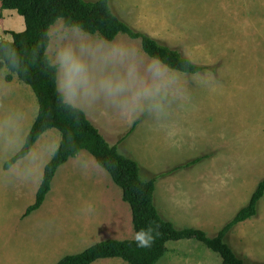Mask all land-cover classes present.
<instances>
[{"label":"rangeland","instance_id":"1","mask_svg":"<svg viewBox=\"0 0 264 264\" xmlns=\"http://www.w3.org/2000/svg\"><path fill=\"white\" fill-rule=\"evenodd\" d=\"M111 7L134 29L207 69L188 74L165 65L171 83L164 111L158 113L148 100L133 102L139 88L154 83L148 71L153 58L139 39L122 33L107 41L60 19L50 30L48 49L52 63L59 65V88L64 93L62 56L70 53L83 73L75 98L67 101L82 108L111 145L123 153L129 149L145 180L214 150L195 166L159 177L155 191L159 210L160 203L174 208L177 220H169L177 227L202 224L214 237L264 179V0H111ZM2 11L8 30L26 29L17 10ZM1 35L13 39L8 31ZM8 73L0 68V264H58L103 238L135 239L123 190L87 150L60 166L44 204L25 216L62 135L48 130L28 156L4 168L24 146L39 110L32 87L17 75L7 81ZM107 81H123L125 90L112 93L104 87ZM79 162L87 164L85 173L64 171ZM96 169L104 174L101 181ZM103 219L107 234L82 241L85 231ZM226 241L248 264H264V198L258 214L238 224ZM167 246L157 264H222L221 256L197 239ZM108 261L129 264L121 258Z\"/></svg>","mask_w":264,"mask_h":264},{"label":"trees","instance_id":"2","mask_svg":"<svg viewBox=\"0 0 264 264\" xmlns=\"http://www.w3.org/2000/svg\"><path fill=\"white\" fill-rule=\"evenodd\" d=\"M2 9L17 10L25 19L26 29L12 31L13 39L0 38V68H7V81L15 75L34 90L39 110L22 149L6 163L9 170L28 156L39 138L50 129L62 135L60 145L46 164L35 203L25 216L41 208L52 189L58 169L81 151H89L97 163L107 170L114 182L123 190V199L129 203L135 232L150 230L152 241L148 247H138L135 239L100 241L83 252L67 255L58 264H93L100 259L122 258L129 264H157L168 252V242L197 239L221 256L222 264H248L237 255L226 241L227 235L240 223L256 216L264 197V179L259 183L248 205L243 207L220 232L210 237L197 228L178 229L163 218L155 205L156 182L159 177L189 168L204 157H199L149 181L141 177L139 162L120 153L111 145L86 112L67 101L58 85L59 65L52 63L48 54L50 30L60 19L67 27H75L89 34H97L114 41L120 34L139 39L143 50L156 57L172 70L188 74L205 71L206 66L193 62L179 50L162 44L147 33L134 29L122 20L111 7V0H1ZM137 123L126 135H130ZM124 137V138H126Z\"/></svg>","mask_w":264,"mask_h":264},{"label":"clouds","instance_id":"3","mask_svg":"<svg viewBox=\"0 0 264 264\" xmlns=\"http://www.w3.org/2000/svg\"><path fill=\"white\" fill-rule=\"evenodd\" d=\"M116 54H126L123 51H118ZM63 65L67 69L66 80L63 84V90L66 94L67 99L73 100L77 94V89L82 82L83 66L78 63L70 53H65L62 56ZM148 71L152 74L154 83L148 87L139 88L134 96L133 102L138 103L143 100L151 102L153 110L160 113L164 111L165 105L163 99L167 95V87L171 83V79L168 76L167 67L159 60L154 57L149 66ZM131 74V73H130ZM110 92L119 94L125 90V83L107 81L104 83ZM135 241L138 247H148L151 244L152 237L150 230H141L135 235Z\"/></svg>","mask_w":264,"mask_h":264},{"label":"crops","instance_id":"4","mask_svg":"<svg viewBox=\"0 0 264 264\" xmlns=\"http://www.w3.org/2000/svg\"><path fill=\"white\" fill-rule=\"evenodd\" d=\"M0 8H1V6H0ZM3 12L4 11H2V9H1V11H0V34H1V32H2V34L3 33H6L7 31L8 32H12L13 30H8L7 28H6V26H5V19H4V14H3ZM0 38H3V39H6L5 38V36L4 35H1L0 36ZM133 128V127H132ZM131 128V129H132ZM130 129V130H131ZM125 152L123 153V152H121V150H120V153H122L123 155H125V156H128V157H130L129 155V149H127V148H125V150H124ZM213 152V154L215 153L214 152V150H212V151H209L208 153H205V154H202L201 156H197V157H195L194 159H196V158H199V157H204V159L202 160V161H204V160H206L207 158H209L210 156V154L209 153H212ZM126 154H128V155H126ZM194 159H190L189 160V162L190 161H193ZM201 161V162H202ZM201 162H199V163H201ZM188 162H186L185 164H187ZM199 163H197V164H199ZM185 164H181V165H173V166H175L173 169H175V168H177V167H180V166H182V165H185ZM197 164H195V165H197ZM84 165H87V164H85V163H82V162H79V163H75V164H72V165H70V166H67V167H65V169H64V171L65 170H67V171H71V172H73V171H76L77 172V174H78V176L80 175V174H82V173H85L86 172V170L83 168V166ZM195 165H193V166H195ZM192 167V166H191ZM190 168V167H189ZM168 169V168H167ZM172 169V170H173ZM108 172V171H107ZM96 178L97 179H99L100 180V176H104V174L101 172V171H99V170H97L96 169ZM100 175V176H99ZM141 177H142V168H141ZM155 177V176H154ZM154 177H152V178H154ZM151 178V179H152ZM142 179L143 180H145L143 177H142ZM151 179H148V180H145V181H149V180H151ZM101 181V180H100ZM122 189V188H121ZM257 189V188H256ZM95 191H97L98 190V188L97 187H95V189H94ZM256 191V190H255ZM254 191V192H255ZM167 189L165 188L164 189V193L165 194H167ZM100 193H102V191H101V189H100ZM252 198V197H251ZM264 198V197H263ZM262 198V199H263ZM261 199V200H262ZM251 200V199H250ZM95 202H96V200H95ZM250 202V201H249ZM93 203H94V200H93ZM249 204V203H248ZM247 204V205H248ZM155 205H156V203H155ZM130 206V205H129ZM160 210H159V208L157 207V205H156V207L158 208V210H159V212L161 213V215L163 216V218L164 217H166V218H168V219H166V218H164V219H166V220H168V221H171V222H173L172 220H174V221H176L177 220V218H176V216H175V211H174V208H172V207H167V206H165L164 204H162V203H160ZM94 208V207H93ZM130 209H131V207H130ZM131 212H132V210H131ZM169 219H172V220H169ZM94 220V219H93ZM91 221V220H90ZM90 221H88V224H87V228H88V226L90 225ZM245 222V221H244ZM93 223H95V224H98V221L97 220H94V222ZM132 223H133V218H132ZM174 223V222H173ZM201 226H199L200 228H197V227H192V226H185V227H177L176 225V227L178 228V229H185V228H197V229H201L202 228V230H204L203 228H204V226H202V224H200ZM107 226L108 225H106V223H105V221H104V219L102 220V222H101V224L99 225V227H96V226H91L90 228H89V230H88V232L87 231H85V237L84 238H82V241H86L87 243L89 242V243H91L90 241H92L91 239H97L96 237H93V236H95L94 234L96 233V234H99L100 236L101 235H105V234H107L106 232H108V229H107ZM205 231V230H204ZM206 232V231H205ZM102 241H104V240H107V239H101ZM101 240H99V241H101ZM99 241H97V243L99 242ZM96 244V243H95ZM94 245V244H93ZM92 246V245H91ZM86 250V249H85ZM175 250V252H177V250L178 249H174ZM170 251V250H169ZM174 252V251H173ZM114 259H116V258H106V259H100V260H98V261H96V262H94L93 264H97V262H99V261H102V263H100V264H113V261H108V260H114ZM122 259V258H121ZM128 263V262H127Z\"/></svg>","mask_w":264,"mask_h":264}]
</instances>
